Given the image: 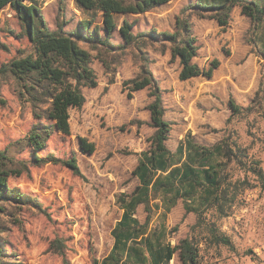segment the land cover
<instances>
[{
  "label": "rangeland",
  "instance_id": "374dc122",
  "mask_svg": "<svg viewBox=\"0 0 264 264\" xmlns=\"http://www.w3.org/2000/svg\"><path fill=\"white\" fill-rule=\"evenodd\" d=\"M195 1L172 0L143 14L115 17L119 26L124 19L135 22L134 34L151 29L174 32L182 8ZM38 5L52 30L57 29L61 8L69 22L67 32L93 17L95 24H103L101 12L83 11L74 0H47ZM191 21L200 46L195 63L207 69L214 60L220 62L212 78L181 81L180 62L172 60L168 43L148 39L143 49L152 60L150 69L162 90L165 120L172 123L167 146L176 149L188 133L205 145L226 137L245 148L264 171V22L253 30L239 7L233 10L226 30L215 20L196 14ZM112 42L123 44V39L116 33ZM80 45L89 50L85 43ZM91 52L97 87L84 88L85 105L70 111L71 135L53 132L38 153L29 142L36 123L31 98L11 72L0 74V150L13 158L6 166L8 184L37 200V205L0 202L1 264H94L113 247L112 230L123 213L116 198L138 185L132 172L139 153L150 147L155 133L147 110L153 98L150 88L133 93L132 98L124 91L123 83L140 73L142 63L136 47ZM31 53L32 44L17 13L10 6L0 10V70ZM111 78L113 84H109ZM231 97L244 108L252 107V112L231 117ZM81 138L95 144L94 154L81 151ZM73 154L80 175L61 163L34 161L36 155L67 160ZM231 168L235 176H245L236 165ZM249 179L256 184L252 175ZM145 216L139 208L137 217L144 221ZM204 220L229 236L235 250L207 241V230L204 226L194 228L197 217L185 215L182 202L166 220L169 230L178 226L169 238L172 245L187 237L194 239L200 248L198 264H264V190L260 186L245 190L229 217L221 218L211 210ZM248 251L259 259L252 261ZM171 264H181L178 253Z\"/></svg>",
  "mask_w": 264,
  "mask_h": 264
},
{
  "label": "trees",
  "instance_id": "16d2710c",
  "mask_svg": "<svg viewBox=\"0 0 264 264\" xmlns=\"http://www.w3.org/2000/svg\"><path fill=\"white\" fill-rule=\"evenodd\" d=\"M47 0H0V10L10 6L19 16L22 26L32 44L33 53L5 64L0 74L11 72L21 83L24 93L31 98L33 117L36 123L29 133V142L35 153L44 150L47 138L53 132L71 135L70 111L81 109L86 103L84 88L98 85L97 74L92 67L91 51L104 48L110 51L136 47L140 52V73L123 83L128 98L133 93L151 89L153 101L147 106L150 126L155 133L150 139V147L139 153V161L132 172L138 185L131 192L120 193L116 202L122 216L112 230L114 244L110 253L94 264H171L175 254L181 264H198L199 243L192 238H184L173 246L169 238L178 231V226L169 230L166 220L171 211L183 203L185 215L195 214V227L204 226L207 241L235 250L231 238L221 233L215 225L204 220L208 211L215 210L221 218L231 215L239 196L247 189L260 186L264 190V171L257 160L250 158L245 148L223 138L213 145L200 143L192 133H188L178 143L175 150L167 146L172 131V123L165 120L166 109L162 90L150 69L152 60L143 52L145 41L170 44L172 60H179V79L187 81L197 77L212 78L220 62L214 60L209 68H202L194 59L200 46L193 31L191 17L215 20L226 30L236 7L248 18L253 30L264 22V0H196L183 7L176 20L174 32L151 29L134 34L135 22L127 19L118 25V14H143L172 0H74L77 7L86 12H101L102 26L95 24V18L81 20L75 30L67 32L68 21L64 8L57 18V29L48 26L39 2ZM118 33L123 44L112 42ZM145 38V39H144ZM141 39H144L142 44ZM147 39V40H146ZM85 43L88 49L81 47ZM114 83L111 78L109 84ZM231 117L252 112V107L244 108L233 97L229 100ZM83 153L92 155L94 143L80 139ZM37 163H61L80 175L76 155L67 160L53 156L38 158ZM13 158L6 150H0V202L13 201L19 205H37V200L13 189L8 184L10 173L6 166ZM236 165L245 176L237 177L231 168ZM249 175L254 177L253 184ZM143 208L145 220L137 217ZM0 210L2 208L0 207ZM252 253V254H250ZM252 261L258 256L251 251L247 254ZM3 250L0 246V264Z\"/></svg>",
  "mask_w": 264,
  "mask_h": 264
},
{
  "label": "crops",
  "instance_id": "0c3cea01",
  "mask_svg": "<svg viewBox=\"0 0 264 264\" xmlns=\"http://www.w3.org/2000/svg\"><path fill=\"white\" fill-rule=\"evenodd\" d=\"M237 8V7H236ZM241 10V9H240ZM199 55V54H198ZM196 59V58H195ZM195 59H194V62H195ZM200 77H197V78H193V79H199ZM193 79H190V80H187V81H191ZM229 102V101H228ZM150 122H151V119H150ZM172 150V149H171ZM175 150V149H174Z\"/></svg>",
  "mask_w": 264,
  "mask_h": 264
}]
</instances>
